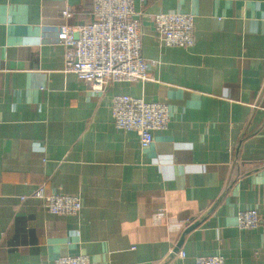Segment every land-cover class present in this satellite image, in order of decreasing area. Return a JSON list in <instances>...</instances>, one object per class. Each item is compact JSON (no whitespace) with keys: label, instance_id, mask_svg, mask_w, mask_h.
Instances as JSON below:
<instances>
[{"label":"crops","instance_id":"obj_1","mask_svg":"<svg viewBox=\"0 0 264 264\" xmlns=\"http://www.w3.org/2000/svg\"><path fill=\"white\" fill-rule=\"evenodd\" d=\"M63 6L94 20L92 0H0V264H264V0H136L153 79L103 92L65 71ZM159 12L194 14L195 45H163ZM118 94L168 105L150 146L116 127ZM41 186L82 211L48 212ZM250 208L262 223L242 230Z\"/></svg>","mask_w":264,"mask_h":264},{"label":"built area","instance_id":"obj_2","mask_svg":"<svg viewBox=\"0 0 264 264\" xmlns=\"http://www.w3.org/2000/svg\"><path fill=\"white\" fill-rule=\"evenodd\" d=\"M136 0H92L91 23L77 27L69 23L74 12L63 6L56 34L58 44L65 46V71L75 73L96 92H103L112 83L150 81L151 62L143 55L141 19L136 17ZM155 32L165 46L193 47L196 43L195 15L188 12H159L153 16ZM115 125L125 131H136L143 147L154 141V132L163 131L171 122L166 103L142 97L118 94L112 99ZM44 208L54 214L79 215L83 199L77 194H48L44 186L33 194ZM24 200L25 197H22ZM238 226L242 230L258 228L262 223L257 209L240 210ZM178 256L186 257L185 251ZM54 264H92L87 255H67ZM193 264H227L223 255L197 256Z\"/></svg>","mask_w":264,"mask_h":264},{"label":"water","instance_id":"obj_3","mask_svg":"<svg viewBox=\"0 0 264 264\" xmlns=\"http://www.w3.org/2000/svg\"><path fill=\"white\" fill-rule=\"evenodd\" d=\"M192 228H193V227L188 228V229L186 230V232H189L190 230H192ZM178 250H179V248L176 249V251H178Z\"/></svg>","mask_w":264,"mask_h":264}]
</instances>
